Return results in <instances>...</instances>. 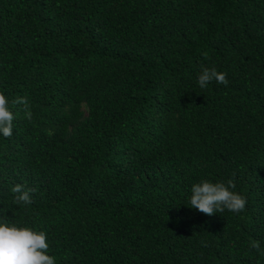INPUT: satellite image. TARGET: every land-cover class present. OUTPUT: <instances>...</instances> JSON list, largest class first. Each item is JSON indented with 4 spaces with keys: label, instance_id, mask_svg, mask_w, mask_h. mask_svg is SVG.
<instances>
[{
    "label": "trees",
    "instance_id": "1",
    "mask_svg": "<svg viewBox=\"0 0 264 264\" xmlns=\"http://www.w3.org/2000/svg\"><path fill=\"white\" fill-rule=\"evenodd\" d=\"M0 93V220L56 264H264V0H0ZM203 180L245 209L191 208Z\"/></svg>",
    "mask_w": 264,
    "mask_h": 264
},
{
    "label": "clouds",
    "instance_id": "2",
    "mask_svg": "<svg viewBox=\"0 0 264 264\" xmlns=\"http://www.w3.org/2000/svg\"><path fill=\"white\" fill-rule=\"evenodd\" d=\"M212 81L218 84H228L226 73L218 72L215 67H204L198 76L200 88H206ZM14 103L24 105L25 116L28 120L32 118L30 105L26 98L19 97ZM8 98L0 93V134L5 138L13 135L14 115L9 110ZM235 184L232 180L224 182H210L203 180L193 184L189 199L190 207L200 213L212 216L225 210L230 212H242L247 200L242 195L232 191ZM12 191L15 195V203L31 204L32 189L25 190L23 185L16 184ZM252 247L264 255L260 243L254 242ZM49 244L43 231L37 232L27 226L9 224L6 220H0V264H56L54 256L48 254Z\"/></svg>",
    "mask_w": 264,
    "mask_h": 264
}]
</instances>
